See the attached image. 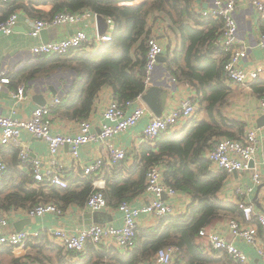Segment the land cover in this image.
<instances>
[{"label": "crops", "instance_id": "crops-1", "mask_svg": "<svg viewBox=\"0 0 264 264\" xmlns=\"http://www.w3.org/2000/svg\"><path fill=\"white\" fill-rule=\"evenodd\" d=\"M64 1L59 0V3L62 4ZM252 1L239 0L235 11L238 28L237 46L246 50V59L242 61V65L247 70L262 68L259 78L247 87H240L227 82L222 75L220 80L218 79L221 61L223 60L219 51L221 33L220 31L216 32L218 27L214 19H204L200 16L202 12L209 9L208 0L191 1L189 9L197 18L194 19L193 16L184 17L183 24L188 28L186 34H182L167 15L157 10L149 13L145 29L148 36L154 38L164 48V53L160 57L161 59L157 61L152 76V87L160 89L159 98L163 106L161 116L170 109L178 107L186 98H190L200 106L197 120L208 121L206 114L201 111L200 103L216 96L222 98V101L221 104L217 103L215 113H221L224 119V121H220L221 128L232 135L231 139H241L248 130H256L258 147L252 162V169L227 175L226 181L218 193V198L232 204L238 205L243 202L245 205H252L254 214L257 216L264 215V123L261 122L264 116L260 114L258 106L259 100L264 96V51L257 47V37L264 34V18L255 11ZM260 1L264 3V0ZM141 3L145 2L139 1L138 4ZM55 7L47 0H13L8 7L0 4V20L7 15L10 9H13L17 14L16 26L12 34L6 36L0 33V73L3 74L2 78L8 79L23 65L32 62L34 58L31 56L30 50L34 46L66 39L78 31H83L89 36L99 34L96 24L97 16L83 10L75 13L80 15L77 24L46 29L44 37H41V35L36 38L31 37L30 22L52 17ZM61 12L66 11L62 10ZM114 28L113 23H108L105 34L112 35ZM45 40L46 43H43ZM139 45L140 41L132 48V54ZM89 51L91 52V50ZM74 79V73L57 70L47 78L29 82L25 91L26 98L22 101H17L13 97V93L18 87L12 86L10 82L8 84L0 83V116L28 121L35 108L49 104L54 98L60 100L65 98L74 83ZM113 100L111 89L103 87L94 99L89 116L83 120L69 119L51 112L52 133L73 136L78 133L79 125L84 121L92 124L93 132H99L101 125L107 123L103 120L102 113ZM143 104L150 115L156 117L144 101ZM148 120L149 116L141 119L135 127L115 135L110 140L112 144L122 147L126 152L125 161L119 168L115 169L117 172L125 173L136 163L143 144L142 131ZM192 122V119L190 121L182 119L177 127L165 135L175 136L184 133L193 124ZM234 124L239 126H234ZM221 138L227 137H215L210 141V145L213 146ZM19 141L28 151V162L31 163L32 160L39 159L42 161V166L47 167L48 150L45 142L33 138L28 132H22ZM69 152V147H63L59 150L55 160L63 168L65 181L72 196L82 199L77 202L65 203L61 199L63 188L56 186L44 187L33 180L30 164L20 162L19 151L16 148L7 146L0 149V158L7 166V171L0 180V185L3 182L8 186L18 184L25 177L28 180L25 182L26 189L36 192L42 191L46 198H53L58 203L56 205L54 202H49L60 210L59 215L46 214L35 218L27 216L26 212L28 210L17 209L11 210V212H1L8 217V227L5 232L44 233L54 228L76 232L92 224L121 227L123 216L116 208L111 209L108 207L104 212L92 213L86 208V201L83 199L89 186L92 189L104 186L106 176L112 171H108L109 168L107 167L108 169L105 168L96 177L83 176L80 173L81 167L92 166L97 159L106 162L105 145L90 143L83 146L75 163L69 160ZM254 173H259L260 185L256 186L252 183ZM241 191L243 192L242 196L238 194ZM178 194L174 200L164 197L163 199L172 204L178 214H184L192 203V198L190 195L179 191ZM149 202L150 198L145 197L142 193L129 203L132 207L139 208ZM94 215L98 216L99 223L92 221ZM159 220L158 217L141 215L138 218L137 225L139 229L148 230L157 226ZM230 220L236 221L245 228L256 224V217L250 222H246L243 216H241V219L237 216L225 217L206 228V234L215 232L227 240L229 236H232L228 227ZM199 241L204 248L207 240L202 238ZM230 242L245 254L248 260L247 264H264V259L256 253L255 245L246 244L233 236ZM204 255L212 259V264H235L223 252L208 250ZM127 256L129 255L120 257L127 259ZM82 263L120 264L121 262L107 248H98L93 245H88L85 259L76 262L72 260L68 253L62 251L56 242L46 238H42L39 242H29L25 248L0 247V264ZM145 264L155 263L150 260Z\"/></svg>", "mask_w": 264, "mask_h": 264}, {"label": "built area", "instance_id": "built-area-1", "mask_svg": "<svg viewBox=\"0 0 264 264\" xmlns=\"http://www.w3.org/2000/svg\"><path fill=\"white\" fill-rule=\"evenodd\" d=\"M13 0H0L4 7L12 3ZM139 1L148 0H128L118 5L135 6ZM239 0H208L210 5L207 11L201 13L204 19H214L222 24L220 49L224 54L223 78L236 86L247 87L255 82L262 71V68L247 70L243 67L242 61L246 59V50L237 46V23L235 18L236 6ZM252 6L259 16L264 18V3L260 0H253ZM80 20V15L67 12H59L48 19L34 20L30 22V36L36 38L43 30L62 26L74 25ZM17 21V14L11 13L7 19L0 22V33L3 35L12 34ZM108 23L112 22L108 20ZM112 41L111 34L94 36L86 35L83 31H78L66 39L40 44L30 50L31 56L36 59L42 56H65L70 50L84 47L88 51L94 52L104 44ZM257 47L264 51V34L257 37ZM90 52V51H89ZM164 53V48L154 38L147 40V53L144 66V88L143 94L124 105L117 101H111L102 113V118L106 124H102L99 132L92 131V124L88 121L81 122L79 131L73 136H66L52 133L51 110L60 104V99L54 98L49 104L35 108L28 121H20L9 117L0 116V149L12 146L19 151L21 163L28 162V151L19 141L22 132H28L33 138L39 139L47 145L48 158L47 167L42 166L39 159L32 160L30 164L33 180L44 187L67 188L64 171L55 157L63 147H69V160L74 163L79 158V152L83 146L95 143L104 144L106 149V162L97 159L92 166L81 167L80 173L83 176L96 177L105 168L115 170L126 159L125 150L112 144L110 140L117 134L128 131L136 126L143 118L149 116V120L142 131V142L144 144L155 145L157 140L169 133L178 126L180 120L190 121L197 119L200 113V106L190 98H186L181 104L167 111L161 117L151 116L143 104L142 97L149 88L152 87V76L156 69L157 61ZM0 73V83L8 84L7 78H2ZM26 86L22 85L13 93L17 101L26 98ZM259 112L264 116V97L258 102ZM258 147L257 132L254 129L248 130L241 139L221 138L213 145L211 150L205 154L210 162V169L213 172H225L227 175L249 171ZM46 161V162H47ZM44 164V163H43ZM107 164V166H105ZM7 171V166L0 158V180ZM163 167L154 166L148 170L146 175V185L143 195L150 198V202L142 207H132L130 203L119 204L117 210L122 214V225L119 228L92 224L83 227L76 232L66 231L61 228H54L44 233L32 232H5L8 227V217L0 212V247L25 248L31 242H39L42 238L53 240L64 252L83 253L88 244L101 248H113L121 255L131 253L136 246V232L138 228V218L141 215L164 218L167 216L179 215L174 210L173 205L167 203L164 198L174 200L179 194L171 186L164 183ZM259 173H254L252 183L260 185ZM104 186L95 187L86 200V208L92 213H100L107 210V201L101 192ZM240 196L243 192H238ZM243 219L250 222L256 217V224L250 227H242L234 220L228 222L230 233L234 238H238L249 245L256 246V253L264 259V215H255L252 205L238 204ZM30 218L41 217L46 214L59 215L60 210L53 204H39L26 212ZM199 236L207 240V244L202 249L203 253L208 250L225 253L235 264H247L245 254L232 242H228L224 237L215 232L206 234L205 230L200 231ZM179 250L176 247L160 249L152 259L155 264H175ZM183 264V263H180Z\"/></svg>", "mask_w": 264, "mask_h": 264}, {"label": "trees", "instance_id": "trees-1", "mask_svg": "<svg viewBox=\"0 0 264 264\" xmlns=\"http://www.w3.org/2000/svg\"><path fill=\"white\" fill-rule=\"evenodd\" d=\"M47 1L56 6L52 12L54 15L62 10L71 14L85 10L110 20L115 25L112 41L94 52H88L82 47L70 50L65 56H42L23 65L8 78L12 86L19 87L27 86L34 80L47 78L57 70L74 73V83L67 96L51 110L55 115L74 120H83L89 116L94 99L103 87L110 88L114 100L122 105L144 93V66L149 37L145 26L151 11L157 10L167 15L182 34H186L188 30L183 24L184 17L197 18L189 9L192 0H148L135 6L118 5L128 0H65L62 4L59 0ZM13 12L14 10L10 9L0 22L5 21ZM214 22L218 27L216 32L221 33L222 24L216 20ZM139 41V47L132 54V48ZM219 51L223 57L218 74L220 80L221 75L223 76L224 54L221 49ZM221 101L222 98L216 96L201 101V111L206 114L208 121L192 120L193 124L184 133L175 136L164 135L155 145L143 143L136 163L130 170L125 173L112 170L111 175L106 176L105 187L101 192L111 209H117L119 204L129 203L142 194L148 170L154 166L163 167L162 175L166 185L192 198L186 213L160 218L157 226L148 230L137 228L136 246L127 254V259L120 257L123 255L117 250L107 249L114 253L120 264H145L152 260L160 249L171 246L179 250L176 264H212V259L202 252L200 231L225 217L237 216L241 219L242 213L237 204L218 198L227 174L213 172L205 157V152L213 147L210 145L213 138L231 139L232 136L221 128L220 121H224L221 113H215L216 105L218 102L221 104ZM27 181L24 177L18 184L8 186L3 182L0 185V212L30 210L49 202L58 205L53 198H46L42 191L26 189ZM87 190L86 196H83L85 201L95 191L90 186ZM61 194L65 203L82 199L73 197L68 186ZM88 245L83 253H66L73 261L84 260Z\"/></svg>", "mask_w": 264, "mask_h": 264}, {"label": "water", "instance_id": "water-1", "mask_svg": "<svg viewBox=\"0 0 264 264\" xmlns=\"http://www.w3.org/2000/svg\"><path fill=\"white\" fill-rule=\"evenodd\" d=\"M96 24H97V30L99 35H104L107 31L108 28V22L106 19H103L100 16L96 17ZM46 34V31L43 30L40 35L41 37H44ZM44 39V38H43ZM46 43V40L43 42ZM161 57V56H160ZM158 58V60H160L161 58ZM160 89L157 88H149L147 90V92L143 95L142 100L144 101V103L148 106V108L150 109V111L156 116V117H160L161 113H162V109L163 106L160 102ZM264 123V117L263 120L261 121ZM253 163L250 164V167L252 168ZM92 221L94 223H99V219L97 215H94ZM232 236H229L227 238V241L230 242Z\"/></svg>", "mask_w": 264, "mask_h": 264}]
</instances>
